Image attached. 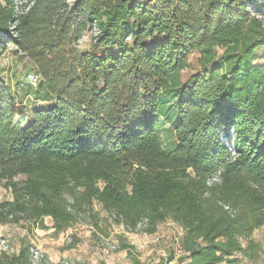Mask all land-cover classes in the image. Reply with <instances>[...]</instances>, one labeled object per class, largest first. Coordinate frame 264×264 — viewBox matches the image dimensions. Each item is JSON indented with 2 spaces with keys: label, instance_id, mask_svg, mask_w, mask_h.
<instances>
[{
  "label": "trees",
  "instance_id": "obj_1",
  "mask_svg": "<svg viewBox=\"0 0 264 264\" xmlns=\"http://www.w3.org/2000/svg\"><path fill=\"white\" fill-rule=\"evenodd\" d=\"M0 1V58L14 46L51 102L22 126L0 77V182L12 196L0 225L31 234L50 218L59 235L96 225L97 204L125 231L175 224L179 264L252 257L264 225V0H22L20 14ZM192 53L198 70L183 79ZM30 246L22 238L0 264H30Z\"/></svg>",
  "mask_w": 264,
  "mask_h": 264
},
{
  "label": "rangeland",
  "instance_id": "obj_2",
  "mask_svg": "<svg viewBox=\"0 0 264 264\" xmlns=\"http://www.w3.org/2000/svg\"><path fill=\"white\" fill-rule=\"evenodd\" d=\"M66 1L69 5H73L77 0ZM2 4L0 1V6ZM93 37L92 30L85 32L80 49L90 48ZM197 60L198 54L192 53L189 56V68L182 73L183 79L198 70ZM34 72L32 63L14 46H8L3 52L0 58V77L15 100L17 119L22 126L30 121L34 111L51 105V102H45L37 93L38 84L33 85L30 82L29 75ZM11 199V194L0 182V201ZM93 208L98 214L96 225L82 219L65 232L56 235L54 245L47 244L57 251L58 262L68 260L73 264H133V260L137 259L141 264H157L168 259L173 250L176 257L164 264H179L176 259L178 257L176 250L181 232L172 222L159 225L156 233L150 235L144 233L143 228L129 232L122 226L114 224L99 205L94 204ZM24 232V229L16 226L0 225V236L8 240L14 252L20 240L24 238ZM68 239H71L70 244H67ZM252 239L257 248L252 257L244 258L238 255V261L235 264H264V225L253 232ZM122 244L132 248L128 255L127 251L120 249ZM107 245L114 249L106 252ZM40 250L42 251L41 248Z\"/></svg>",
  "mask_w": 264,
  "mask_h": 264
},
{
  "label": "built area",
  "instance_id": "obj_3",
  "mask_svg": "<svg viewBox=\"0 0 264 264\" xmlns=\"http://www.w3.org/2000/svg\"><path fill=\"white\" fill-rule=\"evenodd\" d=\"M14 4H15V13L20 14L21 12H20L19 7L22 4V0H14ZM92 34L94 37L98 34V31L96 30V28L92 29ZM81 42H82V39H80L78 41V47L79 48H80ZM29 79L33 85H37L39 83V77L35 74L29 75ZM228 150H229V154H230L229 157L234 158L236 156V153H235V150H234L232 144L229 145ZM220 176H221V170L219 169L207 179V182H206L207 186H212L213 184L219 183L220 182ZM224 209L230 211L228 206H224ZM143 227H144V222L137 225V230L140 228H143ZM179 230L181 232L180 228H179ZM70 243H71V239H68L67 244H70ZM113 249H114V247L107 245L106 252L111 251ZM13 252H14V250L11 248L8 240H6L2 236H0V253L12 254ZM176 253L178 254V256L183 254L182 251L179 250L178 248L176 250ZM29 262H30V264H73L72 262H70L68 260H62L58 263H53V262L47 260V258L45 257L43 252L40 250V248L34 244H31V246L29 248Z\"/></svg>",
  "mask_w": 264,
  "mask_h": 264
},
{
  "label": "crops",
  "instance_id": "obj_4",
  "mask_svg": "<svg viewBox=\"0 0 264 264\" xmlns=\"http://www.w3.org/2000/svg\"><path fill=\"white\" fill-rule=\"evenodd\" d=\"M10 201V200H9ZM44 224L47 227V229H41V228H32L31 234H27L24 232V239L29 242V244H34L37 247L41 248L46 257H48L50 260H53V262L57 263L59 261V257L57 256V251H55V248L47 246V244L54 245L56 241L54 239L56 238V235L53 234L52 222L50 218H45ZM20 244L17 246L16 252L19 250Z\"/></svg>",
  "mask_w": 264,
  "mask_h": 264
}]
</instances>
